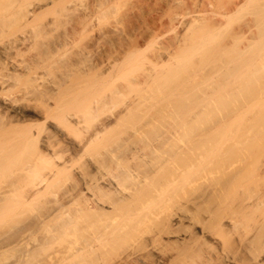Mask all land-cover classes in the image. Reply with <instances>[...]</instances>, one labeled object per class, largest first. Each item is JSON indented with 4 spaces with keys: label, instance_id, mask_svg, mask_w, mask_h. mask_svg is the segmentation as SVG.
Segmentation results:
<instances>
[{
    "label": "rangeland",
    "instance_id": "rangeland-1",
    "mask_svg": "<svg viewBox=\"0 0 264 264\" xmlns=\"http://www.w3.org/2000/svg\"><path fill=\"white\" fill-rule=\"evenodd\" d=\"M33 8L34 14L25 16ZM198 19L203 22L201 29ZM207 35L213 38L207 39ZM188 45L190 49H186ZM167 54L173 58L168 55V59ZM190 54L191 58H184ZM33 86L51 92L53 98L43 96L49 105L34 99ZM18 98L22 104H30L26 103L27 122L35 124L32 130L40 139L49 140L53 160L68 161L33 198L12 197L7 200L11 204L2 203L0 264H145L130 256L135 249L145 252L151 264H210L204 259L218 255L226 241L224 252L235 257L231 264H238L244 252L239 237H247L250 221L236 226L235 234L229 231L230 236L221 237L220 244L203 236L210 224L200 207L207 189L187 185L183 153L220 119L222 110L264 106V0H0V114L4 104ZM104 98H109L108 104L96 109ZM129 100H135L134 106L101 137L82 144L94 125V109L113 113ZM40 113L48 115L57 130L48 132ZM69 113H74L76 123L64 118ZM26 126H0V148L12 139L20 144L17 139ZM169 130L176 135H167ZM73 142H81L82 149L73 151ZM35 148H22V160L37 159ZM109 148L120 154L116 174L136 167L137 172H132L140 179L149 174L150 180L135 186L124 179L117 192L107 196L110 201L119 196V190L137 191V195L117 202L116 211L110 208L114 212L105 213L104 224L98 212L92 214L97 215L93 217L96 222L92 219L91 223L89 216L87 223L67 205L69 199L64 195L80 180L79 171H86L88 158L107 153ZM149 148L159 150L154 153L159 163L153 164ZM168 155L172 160L166 159ZM17 166L19 163L12 166L13 171L0 173V191L10 176L20 175L14 169ZM22 181L28 183L24 177ZM25 182L19 192L26 188ZM53 195L66 200L62 203L69 215L52 211L57 206H53ZM104 205L106 209L110 206ZM193 209L198 219L192 216ZM88 233L99 237L96 243L91 237L83 240ZM76 247L79 258H74Z\"/></svg>",
    "mask_w": 264,
    "mask_h": 264
},
{
    "label": "bare ground",
    "instance_id": "bare-ground-1",
    "mask_svg": "<svg viewBox=\"0 0 264 264\" xmlns=\"http://www.w3.org/2000/svg\"><path fill=\"white\" fill-rule=\"evenodd\" d=\"M34 8H36V7H34ZM34 8L27 10L28 13L25 12V16H28L29 13L34 14V12H35ZM195 21H197V20H194L193 24H195ZM199 21H201V20L198 19V21H197V23H199L198 26H200V23L203 24V22H199ZM206 21H208V20H206ZM192 25H191V27H192ZM202 27L200 26V29ZM192 28H194V25ZM190 31H193V30L190 29ZM195 31H197V28ZM212 36L207 35L206 38L207 39L213 38ZM184 38H183L185 41L184 44L186 45V42H187L186 38L187 37H184ZM203 38H204V36H203ZM179 40H181V38L178 39V41ZM184 41H182V42H184ZM191 41H192V39H191ZM184 44H181V45H183V47H184ZM188 47H189V45H188ZM178 49H180V48H177V50ZM181 49H182V47H181ZM186 49H190V47L186 48ZM161 50H163V49H161ZM183 50H185V48ZM180 51L181 50H179L178 53ZM185 52H186V50H185ZM187 53H189V52H187ZM163 54H164V56H166L165 50H164ZM169 54H167V58H168ZM159 55L161 56V54H159ZM170 56H172V55H169V58H173V56L172 57H170ZM183 56H185V55H183ZM183 56L181 54L180 57H183ZM177 57H179V56H177ZM180 57L178 58V60H180ZM184 58L185 59L191 58V54H190V56L188 55ZM229 74L230 73H228L227 75L230 76ZM230 77L232 78V76H230ZM236 78L238 80V77H236ZM32 90L33 91L32 92L30 91V93L31 94L33 93V95L35 96L34 99L43 101L41 103H46L45 106L49 105V104H47L48 102H47L45 97H46V95H49L48 96L49 98H51V97L53 98V95L50 94L51 93L50 91L48 93L47 92L48 90L45 91L46 89L44 90V89H41L38 87H34ZM43 96H45L44 97L45 100L43 99ZM220 96H222V95H220ZM216 97H215V99H216ZM219 97H217V99ZM22 98H24V97H22ZM217 99L215 101H217ZM220 99H221V97H220ZM19 100H20L19 98H18V100H13L12 104L9 103L8 106L5 105L4 101H3L4 105L2 107L4 108V112L2 111L3 113L0 114V126L10 127V126H15V125H20L21 123L27 124L26 129L22 132V135L20 136V139H17V141H21L20 144L15 142L12 139V140H10V143L5 144V145L3 144V145H1L2 147L0 148V173L4 172L5 170H7V172L9 173V169H11L10 171H13L12 166H15L16 163H19V168L17 166V168L15 167L14 169L20 170L19 171L20 175H18V172H17V175L20 177L16 176V178H14V176L13 177L10 176L9 177L10 179L8 178V180H6L7 182H5L6 183L5 187H3V189L0 191V207L2 206V203L5 204V202L12 197L14 200H16V199H19V200L22 199L23 200V198H25V200H29V199L33 198L35 195L39 194L40 190L42 191V189L46 187L48 182L50 180H52V178H54L56 176V174L62 168L66 167V163L68 161V159H65V160H63V162L61 161V163H59V162H56L55 160H53L52 153L50 152L51 144L49 143V140L47 138L40 139L38 137V135L32 130V127L35 124L27 122L28 118H26V114H27L26 110H27V106L30 104L26 100H24V102L26 101L25 104L24 103L22 104L21 102L23 100H20V103L22 104V105H20L17 102ZM30 100H32V99H30ZM212 100H213V98L210 101H212ZM227 100H229V99H226V101ZM215 101H212V102L215 103ZM108 102H109V98L108 99L104 98V99L100 100L96 109H99L100 106H103V107L106 106L108 104ZM134 102H135V100H131V101L129 100L128 102L122 103L120 108L116 112H113V113H105V112L103 113V112H100L98 110L96 111V109H94V111H93V120L95 121L94 125L90 129V132H89L86 140L82 144H88V142L90 144V141H92V140L94 141V139L101 137L102 134L116 121V119H118L120 117V115H122V113L128 111L132 106H134V104H135ZM5 103H7V102L5 101ZM26 103L28 105H26ZM220 103H221V101H220ZM223 103H222V105H223ZM227 103H228V101H227ZM230 105H231V103H230ZM233 105H234V103H233ZM224 110L226 111L227 109H224ZM224 110H222L223 114H221V117H220V119H218V121L213 123L211 126L208 125L210 127L206 128V129H205V127H206V125H205V127H204L205 130L203 129L204 131H203L202 137L199 140V142L196 141V143H194L192 145L190 143L191 146L188 147L187 152L183 153V156L185 157V160H186V164H185L186 171L184 173L185 174V177H184L185 182L190 187H194L197 184L198 188L201 187V185H203L207 189V192L205 194L207 197L204 195V193H205V191H204V193H202L204 195V196L202 195L204 197V199L201 197L202 203L200 202V204L201 205L203 204V206L205 208L208 206V208L204 209L203 206H200V207L203 209V211L205 210L207 212V214H208L207 219L210 222V224L208 226L209 228L207 227V229H205L206 231L204 233H202L203 236H207V237L209 236L208 238H210L213 242H216V243H219L220 240L223 242L222 239H224V238L220 239L221 237H224V235L230 236L231 234L228 235L229 231H232V232L234 231L233 234H235V232H236L235 227L236 226H240V223L242 224L245 221L246 222L250 221V223H248L249 224L248 226H250L251 228L250 229L248 228V230H250L249 234H248V232H246V235L248 234L247 237L243 238L240 234H238V236L240 235L242 237V239L239 237V239L241 240V242H240V240H239V242H240V245L242 246V251H244L243 255L239 259L238 264H264V106L263 107H257V106L256 107H252V106L251 107H233L232 106L228 109V111H226L227 113H224ZM64 118L72 120L74 123L77 122L76 116L74 115V113L66 114L64 116ZM48 119H49L48 115L41 114V122L43 124H45V128L48 130V132H51L53 130L54 131L57 130L56 124L48 121ZM169 133L171 135H169ZM167 135L174 137V135H176V131L175 130H169ZM167 135H164V136H167ZM72 144L73 145H71V147L73 148L72 149L73 151H74V149H76L78 151L80 149H82L81 142H79V143L73 142ZM27 145H30V146H33L34 148L35 147L37 148V155H38L37 159H32L31 161L22 160V148H25ZM83 146H85V145H83ZM153 146H155V145H153ZM110 149L111 148H109V150ZM153 149H155V148H153ZM151 150L152 149H150V151ZM156 151L152 150L153 158H151V160L153 161V164H154V162H156V160L154 158V155H155L154 153ZM156 153H160L159 150ZM99 154H96L95 156H93L94 157L93 159L89 160V158H88V160L85 162L86 171H82V170L79 171L81 173L80 174V176H81L80 180L78 181V183H76V181H75L76 184L75 183L74 184L76 186L74 185V187L73 188L71 187V189L68 191L65 190L66 193L64 196H66L65 198L69 199L67 205L71 204L70 206L73 208V210H75V212H77L83 216L82 217L79 215L80 218L78 216H76L77 219L83 218V220L86 222L88 217L91 216V218L89 217V221L91 222L92 219L95 221L94 218L97 217V215L94 217L92 214L98 212V216H101V218H98V217L97 218L99 219V221L103 222V224H104L106 221L104 222V220H102L103 219L102 217H104L106 215L105 213L107 212V215H108V213H109L108 210H110V208L114 209L117 202L118 203H119V201L125 202L126 200H128L130 198V196H131V198H130V200H131L134 192H132L133 193L132 194L131 191L127 190V192L121 193L119 190V192H118L119 194L117 193L119 195L118 197L116 194H114V196L116 195L115 197H117L116 199L113 198V200L115 199L114 201H110L112 199L111 198L109 199L107 196L110 193H116L118 190V187L123 185L124 179L125 180L128 179V181L130 180L132 182V184L136 186L137 184H141V182H143V183L148 182L150 180V175L144 174V176H142V179H140L139 178L140 175L138 176L137 173H134V172H137L136 167H135V171L133 170L134 168H132V170L134 172H132L131 168L128 170V169H126L127 167H125L124 169H126V171L121 168L125 172H123V174L118 175V174H116L117 172L115 170H117V168H118L117 167V163H118L117 160L120 158V154L118 155L117 150L116 151L110 150L107 153H99ZM152 154L151 153L149 154V158L152 157L151 156ZM146 156L148 158V155H146ZM156 156H157V154H156ZM163 156H165V155H163ZM168 156H169V158H168ZM168 156L166 158L167 160L170 159V155H168ZM145 157H143V158H145ZM158 158L160 160H163L161 157H158ZM166 159L164 162L167 161ZM151 160H149V161H151ZM170 160H172V158ZM152 161H151V165H152ZM146 162L148 164L146 166H149L150 163H148L147 160H146ZM156 163H159V161ZM185 166H184V168H185ZM82 169L84 170V168H82ZM107 171L111 175V178L109 177L110 175L107 176L108 175ZM14 174H15V172H14ZM80 176H78V177H80ZM175 176H176V174H175ZM175 176H174V178H175ZM23 177L25 178V180H28V183H26L25 181H22ZM78 177L76 176V178H78ZM76 178L74 177L73 179L77 180ZM23 182H25L27 184V185L24 184V185H26L25 186L26 188H23V191L19 192L18 188L20 187L21 188L20 190H22L21 185L23 184ZM126 189H129V187H127ZM193 190H196V189H193ZM121 191L123 192V190H121ZM201 191H203V189ZM22 192H23V194H22ZM86 192L88 195L85 194ZM128 192L131 194H129ZM136 192L137 191H135L134 197H135V195H137ZM120 193H121V195H120ZM15 196H18V198ZM53 197L55 198L54 195H53ZM196 197H197V195H196ZM205 197H206V200H205ZM53 200H54L53 206H56V203H57L56 207H54V208L52 207L53 212L56 211L55 213H58L60 211L61 213H65V214L69 215V212L66 209L68 207H66V204H65V207H66L65 208L64 204H63L66 201L65 199L62 200V198L60 196V199L55 198ZM123 200H125V201H123ZM203 200H205L206 202L205 201L203 202ZM9 201H11V200H9ZM6 203H7V205H9L10 202L7 201ZM205 203H208V204L205 205ZM104 204H110V206H107V209H106ZM70 206H69V208H70ZM108 207H109V209H108ZM196 207H199V206H196ZM64 208L66 209L65 211H64ZM2 209H5V208H2ZM112 209L110 211H112V212L116 211L117 206H116V209H114V211ZM200 209L197 208V210L195 209V211L199 212ZM0 211L3 212L1 209H0ZM190 211L193 213L195 212L194 209L190 210ZM190 211H188V212H190ZM60 212L58 214H61ZM194 214L195 215H192V216H194L195 219H198V217H199V215L197 217L198 213H194ZM71 216L73 217V215H71ZM194 217H193V220H194ZM85 218H86V220H85ZM89 221L87 220V223ZM201 222H204V221L201 220ZM91 223H93V222H91ZM107 225H109V224H107ZM75 226H76V224H75ZM105 227H107V226L105 225ZM74 228L76 229V227H74ZM210 228L212 229V230H210L211 233H207L208 229H210ZM80 229H81V227H80ZM108 229L110 230L109 227H108ZM199 229L201 230V228H199ZM231 229H233V230H231ZM202 230L204 231V229H202ZM219 231H221V232H219ZM225 231H227V233ZM78 232H79V235H80V233H82L80 230ZM232 232H229V233H232ZM221 233H222V235H221ZM125 234H126V231H125ZM88 235H90V234L88 233ZM100 235H101V233H100ZM219 235H221V236H219ZM90 237H91L92 241L99 239V237L97 238L91 234L90 236H88V238H84L83 240L86 242L88 239H90ZM154 238H156V237H153L152 240H154ZM75 239L80 240V238H78V237ZM206 240H207V238H206ZM84 241H83V243H84ZM203 241H204V239L202 240V242ZM4 242H5V240H4ZM87 243L90 244L91 243L90 240ZM95 243H96V241H95ZM203 243H204V245L207 244V243L205 244V242H203ZM223 243L226 245L227 241H226V243L225 242H223ZM224 244H223V248H222V243H221V246H220L221 249L219 248V250H220L219 253L216 251L218 253V255L214 252L215 255H213V257L210 255L209 256L207 255L211 259L209 258V260L208 259L207 260L204 259V260L209 262V263L212 262L210 264H231V263H234V261L236 260L235 257L232 255L230 256L224 252L225 251V249H224L225 245ZM0 245H2V244H0ZM198 245H199V243H198ZM204 245H202V246L204 247ZM240 245H239V247H240ZM7 246H9V245H7ZM7 246H5V247H7ZM82 247H83V245H82ZM85 247H86V245H85ZM237 247H238V245H237ZM76 249H75V253L78 251V254H76V256L74 255V258L79 255L78 247H76ZM86 249H90V248L88 247ZM93 249H94V247H93ZM238 249H240V248H238ZM81 250H82V248H81ZM84 251H81V252H84ZM192 251H194V250L192 249ZM88 252H90V251L88 250ZM130 252H131L130 256L131 257L133 256L134 259L140 260V261L144 262L145 264H151V262L149 263L146 260L145 252L140 251V250H136V249H135V251H130ZM201 254L202 253H199V255H200L199 257L204 258V256H203L204 252H203L202 256H201ZM79 257L80 256H78V258ZM161 257H163V256L161 255ZM193 257H194V255H193ZM193 257H191V258L193 259ZM212 258H214V259L212 260ZM119 263L120 262H117L116 264H119ZM78 264H80V263H78Z\"/></svg>",
    "mask_w": 264,
    "mask_h": 264
}]
</instances>
